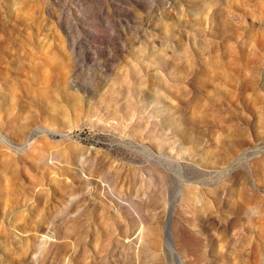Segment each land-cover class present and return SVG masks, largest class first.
I'll use <instances>...</instances> for the list:
<instances>
[{
  "label": "rangeland",
  "instance_id": "374dc122",
  "mask_svg": "<svg viewBox=\"0 0 264 264\" xmlns=\"http://www.w3.org/2000/svg\"><path fill=\"white\" fill-rule=\"evenodd\" d=\"M0 264H264V0H0Z\"/></svg>",
  "mask_w": 264,
  "mask_h": 264
}]
</instances>
